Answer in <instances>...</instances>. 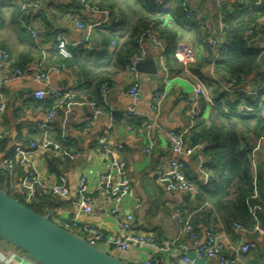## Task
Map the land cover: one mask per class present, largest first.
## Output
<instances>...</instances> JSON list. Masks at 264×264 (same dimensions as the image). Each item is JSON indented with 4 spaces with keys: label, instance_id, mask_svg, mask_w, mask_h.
<instances>
[{
    "label": "crops",
    "instance_id": "1",
    "mask_svg": "<svg viewBox=\"0 0 264 264\" xmlns=\"http://www.w3.org/2000/svg\"><path fill=\"white\" fill-rule=\"evenodd\" d=\"M37 1L39 8L28 14V22L37 31L38 40L35 44L16 21L18 3L0 0V49L10 54L12 64L19 62L22 68V77L11 82L5 89L7 106L0 127L4 134V139L1 140L4 145L0 149V160L7 158L9 151L13 155L16 150L26 149L29 140L34 136L36 138V125L43 121V110L50 100L35 102L38 104L35 110L30 109L29 103L32 102V94L43 89L34 82L39 69L58 61L59 56L52 48L54 37L61 33L68 43L74 44L85 36L76 28L74 23L76 18L84 25L103 22V27L90 34L92 41L89 54L87 52L80 58L81 63L92 71V75L80 79L78 70L66 68L58 74H51L46 88L75 90L79 98L88 102L96 90L98 80H108L111 82L107 90L109 105L113 109L123 111L134 107L139 115L136 119L140 121L135 124L140 127H131L130 123L134 122L132 121L134 118L125 113L114 114L112 117H98L87 129L86 121L90 117V108L87 105H72L59 112L54 122L55 130L51 142L57 145L61 152L50 149L42 154H35L33 159L44 183L53 185L60 175L65 178L71 202L50 195H41L35 203L40 201L42 196H47L43 208L56 220V224L63 222L69 224L75 217L77 226L71 225L68 231L83 240L84 227L90 225L106 235L114 234L119 224L131 215L134 222L128 234L149 235L157 245L168 246L166 252L157 256L153 264H185L182 261L183 256H188L195 264H218L215 260L198 259L187 237L179 234L178 226L173 219L176 211L193 214L195 228L201 234L208 226L204 215L207 211L200 210L196 200L197 194L194 196L172 194L165 189L166 165L175 158L170 150L167 132L187 131L188 137L193 131L201 132L203 128L211 126L217 111L215 99L223 92L228 93L225 85L226 75L217 66V62L229 48L225 18L231 16L232 24L247 19L249 16L247 10L254 6L264 7V0H163L164 6L155 5L156 9L167 11H173L177 6L183 8L182 18L174 19L167 16V20L172 23L166 31L167 45L164 57L166 72L158 63L160 56L158 47L146 39L137 43L139 53L156 63V75L137 71L133 73L128 67L121 71L114 64L113 56L102 57L99 54L103 52L99 32L107 34L108 37L114 35L119 45L126 43L137 17L146 14L142 9L141 0H86L89 5L98 6L102 11L110 10L109 18H105L100 12L77 8L71 0ZM240 6L242 9L237 8ZM191 15L196 18V24ZM211 40L217 43L216 47H212ZM249 40L251 47L264 49V20L259 19L256 22L252 38ZM114 45L110 44L107 47L108 54H112ZM184 60L189 61L187 65L182 63ZM100 61L102 62L98 64L106 65L103 67L92 65ZM183 67L189 69L190 74L203 81L209 88L211 104L200 99L197 106L192 108V81L181 73ZM262 72V69L256 70L251 76L243 79L238 88L243 92L255 89ZM135 80L141 87V97L137 103L124 94ZM158 89L165 90L166 97L157 124L145 130L144 127L154 117L150 105L153 93ZM224 106L223 108H226L225 104ZM194 109L192 124L190 112ZM239 133L247 138V133L242 129ZM117 145L122 146L119 152L116 151ZM248 146L251 149L254 175L257 163L264 157V140L259 135L254 137L252 142L249 141ZM145 149L148 152L145 153ZM114 158L125 162L131 191L123 198L113 215L111 210L114 205L106 197L105 184L101 182V177L113 173L111 161ZM181 159L185 163L187 178L195 183L194 180L198 177L196 156ZM24 173V168H16L14 177L16 191L19 190ZM82 179L85 180L87 193L93 199L91 214L83 213L75 204ZM261 214L263 213L259 216ZM258 220L261 226L260 217ZM214 225L217 232H220L227 241V254L231 246L255 239L254 236L236 234L229 223L221 222L220 226L217 223ZM258 245L259 250L246 255L241 264H264V244L259 242ZM99 248L100 251H104L102 246ZM146 252L142 246H133L124 253L112 250L106 254L129 264H138L145 259ZM22 256V252L0 239L1 264H28L22 261Z\"/></svg>",
    "mask_w": 264,
    "mask_h": 264
},
{
    "label": "built area",
    "instance_id": "2",
    "mask_svg": "<svg viewBox=\"0 0 264 264\" xmlns=\"http://www.w3.org/2000/svg\"><path fill=\"white\" fill-rule=\"evenodd\" d=\"M18 3L19 16L17 18L18 23L21 28L32 38V40L37 44L38 36L36 29L28 22V14L31 11L37 10L39 8V2L37 0H9ZM74 5L82 6L85 9H89L92 12H100L104 14L105 18H109L111 12L108 10L102 11L96 6H90L86 0H71ZM156 4L159 6H164L163 0H155ZM102 11V12H101ZM264 20V18H261ZM75 26L78 30L84 33V38L74 44L68 43L66 37L59 33L54 39L53 50L62 59L71 58V49L84 48L90 51V43L87 41V37L92 34L97 29L103 27V22L92 23L89 25H84L83 22L77 18L74 20ZM167 25L170 27L172 21L166 19ZM1 25V16H0ZM255 25L249 26L246 32V38L251 39L253 35ZM142 39L150 40L154 45L160 50V56L158 58V63L162 70L166 72V65L164 61L166 46L163 40H161L153 31L147 30L143 35ZM212 47H216L217 43L215 41H210ZM114 44L112 43V46ZM143 55L139 52L134 54L129 59L128 70L135 73L137 64L143 59ZM190 61V59H189ZM188 60H184L182 63L187 65ZM183 64V65H184ZM184 68V67H183ZM65 65H52L48 68H40L38 74L34 78V82L43 87V89L37 90L32 94L33 103L29 105L31 110H35L38 106L35 102H42L48 99L54 103L53 107L50 109L43 110V121L36 125L37 135L26 149H19L13 154L9 159L4 158L0 160V169L7 172L10 178V188L8 191L12 192L14 185V177L16 168H24L25 173L20 183L19 190L17 192L18 201L25 206H30L35 203V200L41 195H50L58 198L65 202H71V197L69 195L68 186L65 178L60 175L57 177V182L53 185L46 184L42 181L39 172L35 166L34 156L35 154H42L45 151L52 149L55 152H61L57 145L51 142V136L55 130L54 122L59 115V112L66 109L68 106L72 105H87L90 108V117L86 121L87 129L91 126L93 121L101 116L112 117L114 114H125L131 118H138L139 115L134 107L127 109L126 111L113 109L107 101V90L111 86L110 83H104L100 88V99L103 107H99L94 101H86L83 98H79L75 90H54L46 88V84L49 80L51 74H58L65 70ZM183 74L187 75L192 81V91H193V106H197V102L200 99L206 100L211 104L209 88L205 83L192 74H190L189 69L182 70ZM22 77V70L12 67V61L10 54L4 50L0 49V127L3 119V115L6 110V100H5V89L11 82ZM235 81L233 80L229 84V91L232 92L234 88ZM167 88V85H165ZM260 89H255L257 93ZM127 96L132 98L134 103L139 102L141 97V87L137 80L131 84V86L124 92ZM166 97L165 90H156L153 93L150 109L154 115L152 121H150L145 127V130H149L157 124V119L161 111L163 102ZM258 107L264 103V95L258 97ZM194 112L195 109L190 112L192 124L194 123ZM254 109L241 104L237 108V114L243 113H253ZM187 131L178 133L175 131L167 132V138L170 144V150L175 156L174 159L169 161L166 165L164 173L165 189L167 192L172 194H188L194 196L198 193L199 186H205L210 182L211 172L209 171L205 157L203 155L204 146L195 145L191 146L185 143ZM264 140V134L261 135ZM4 139V134L0 128V141ZM122 149L121 145H117L116 151L119 152ZM116 152V153H117ZM144 152H148L147 149ZM196 165L198 171L197 181L194 183L190 181L185 174V163L181 158L185 157H195ZM112 174L101 177V182L105 184L104 192L107 199L114 205L111 210V214L116 213L117 206L121 203L123 198L130 193L131 184L127 177L125 162L119 158H114L111 161ZM113 175V177H112ZM77 200L75 202L76 206L80 211L85 214H91L93 208V199L87 193L85 187V180L80 181V189L78 191ZM47 217L51 216L50 213L46 214ZM173 219L175 220L179 234L181 236L187 237L190 244L194 248V252L198 259L215 260L218 264H241L243 258L250 254L251 252H256L259 249V242L264 244V229L260 226L257 216H252V227L247 228L238 222L231 224L233 231L238 235H250L257 237V239L239 243L237 245L231 246L229 248V253H226L227 241L224 236L217 232L214 224L208 223V226L204 228L201 234L194 226L193 214H184L182 212L176 211L173 214ZM133 217L131 215L127 216L123 222H121L117 228V232L114 234L106 235L100 229L94 226H86L83 228V233L85 234L84 241L91 247L100 249L103 247V253H108L112 250H118L119 252H126L133 246H142L147 252L145 259L138 264H153L157 256L163 254L168 249V246L157 245L153 238L149 235H142L138 233L128 234L130 228L133 226ZM77 219L74 217L70 220L69 224L64 225L63 228L68 230L71 225L77 226ZM220 226V223H217ZM102 252V251H101ZM22 261H28L26 256H22ZM182 261L185 264H195V261L191 260L188 256H183ZM1 264V263H0Z\"/></svg>",
    "mask_w": 264,
    "mask_h": 264
},
{
    "label": "trees",
    "instance_id": "3",
    "mask_svg": "<svg viewBox=\"0 0 264 264\" xmlns=\"http://www.w3.org/2000/svg\"><path fill=\"white\" fill-rule=\"evenodd\" d=\"M141 2L142 9L146 14L137 17L131 28L130 36L126 39V43L119 45L118 40L113 37L114 35L108 37L107 34L101 32L98 34L101 40V49H103V52L99 54L102 57L113 56L114 64L121 71L128 67L129 59L139 52L137 43L142 40V35L147 30L153 31L163 40L166 46V31L169 30V26L166 23L167 16H171V18L183 17L181 5V8L177 6L175 10L167 11L161 8L156 9L155 0H141ZM76 7L83 8L77 5ZM237 8L242 9V6ZM98 9L100 8L98 7ZM109 12L111 11L109 10ZM247 12L248 18L238 21L236 24L230 22L231 16L225 18L229 48L221 56L217 66L226 75L225 85L228 93L223 92L218 99H215L214 104L217 111L211 126L207 129L203 128L201 132H191L184 140L185 143L191 146L204 145L202 153L207 158L205 161L211 172V179L207 185L198 187L196 200L200 210L207 211V214H204L206 223L211 220H213L212 223L210 222L211 224L213 222L214 224L238 222L247 228H251L253 224L252 216L255 215L259 219V214H264V157L257 163L256 171L253 175L251 149L248 146L249 141L252 142L254 137L264 134V103L258 107V99L255 98L256 95L258 97L264 95V49L251 47L250 40L246 38V32L249 26L255 25L259 19L264 18V7L257 8L254 6ZM18 16L19 10H17L16 21ZM191 18L196 24V18L194 19L192 15ZM113 42L115 44L114 50L110 55L106 49ZM70 51V59L65 60L57 57L58 61L48 67L62 64L66 68L78 70L80 79L89 78L92 75V71L80 61V58H83L87 52L89 54V51L84 48L71 49ZM101 62L92 63V65L95 67L106 65L98 64ZM12 67L22 70L19 62L12 64ZM260 69L263 72L259 75L260 79L255 87V89H260L257 93L254 92V88L249 92H243L238 88L243 79ZM233 80L235 85L230 93L228 87ZM104 83H110V81L98 80L96 90L90 97V101L96 102L99 107H103L99 88ZM32 103L33 100L29 105ZM37 103L35 104L38 105ZM224 104L226 108H223ZM241 104L253 108L254 112L252 114H237V108ZM46 105L44 108L50 109L54 103L49 101ZM132 121L134 122L130 123L131 127H140V125L135 124L140 122L138 119ZM241 129L247 133V138L239 133ZM33 139L29 140L28 145ZM3 145L4 142L0 141V149ZM12 156L9 151L7 159ZM9 188V175L0 169V190L7 191L11 198L18 200L15 188H13L12 192L8 191ZM46 198L47 196H42L40 201L33 203L29 208L39 215L47 216V212L43 208ZM48 218L56 222L51 216ZM65 223L68 224V222ZM65 223L58 224L63 227L66 225ZM255 238L257 239V237Z\"/></svg>",
    "mask_w": 264,
    "mask_h": 264
},
{
    "label": "water",
    "instance_id": "4",
    "mask_svg": "<svg viewBox=\"0 0 264 264\" xmlns=\"http://www.w3.org/2000/svg\"><path fill=\"white\" fill-rule=\"evenodd\" d=\"M86 39L89 43L92 41L91 36ZM136 71L156 75L157 66L154 61L143 58ZM259 217L264 229V214ZM0 239L22 252L28 264H129L89 246L4 190H0Z\"/></svg>",
    "mask_w": 264,
    "mask_h": 264
},
{
    "label": "rangeland",
    "instance_id": "5",
    "mask_svg": "<svg viewBox=\"0 0 264 264\" xmlns=\"http://www.w3.org/2000/svg\"><path fill=\"white\" fill-rule=\"evenodd\" d=\"M110 254V253H109ZM111 255V254H110ZM25 262H27V261H25Z\"/></svg>",
    "mask_w": 264,
    "mask_h": 264
}]
</instances>
